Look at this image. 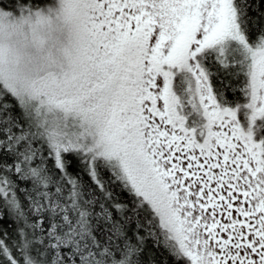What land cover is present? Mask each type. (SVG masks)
Here are the masks:
<instances>
[{
  "label": "snow or ice",
  "instance_id": "1",
  "mask_svg": "<svg viewBox=\"0 0 264 264\" xmlns=\"http://www.w3.org/2000/svg\"><path fill=\"white\" fill-rule=\"evenodd\" d=\"M0 264H264V0H0Z\"/></svg>",
  "mask_w": 264,
  "mask_h": 264
}]
</instances>
